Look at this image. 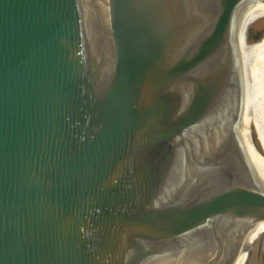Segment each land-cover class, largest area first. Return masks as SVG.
<instances>
[{
  "label": "water",
  "instance_id": "obj_1",
  "mask_svg": "<svg viewBox=\"0 0 264 264\" xmlns=\"http://www.w3.org/2000/svg\"><path fill=\"white\" fill-rule=\"evenodd\" d=\"M264 0H0V264H264V152L235 128Z\"/></svg>",
  "mask_w": 264,
  "mask_h": 264
},
{
  "label": "bare ground",
  "instance_id": "obj_2",
  "mask_svg": "<svg viewBox=\"0 0 264 264\" xmlns=\"http://www.w3.org/2000/svg\"><path fill=\"white\" fill-rule=\"evenodd\" d=\"M252 19L245 21L239 40L240 96L235 128L241 131L243 122L250 118L259 144L264 152V39L247 44L246 35ZM264 231V223H256L238 234L225 256L230 262L254 235Z\"/></svg>",
  "mask_w": 264,
  "mask_h": 264
}]
</instances>
